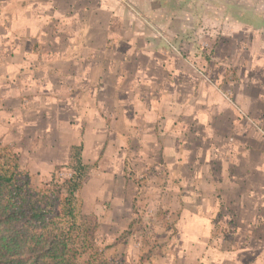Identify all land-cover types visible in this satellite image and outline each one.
Segmentation results:
<instances>
[{
  "label": "crops",
  "instance_id": "crops-1",
  "mask_svg": "<svg viewBox=\"0 0 264 264\" xmlns=\"http://www.w3.org/2000/svg\"><path fill=\"white\" fill-rule=\"evenodd\" d=\"M120 9L0 0V142L38 182L55 167L69 178L81 145V190L96 184L85 197L98 216L114 201L113 225L132 211L136 178L173 222L149 264H264V12L207 50L198 31L158 36Z\"/></svg>",
  "mask_w": 264,
  "mask_h": 264
},
{
  "label": "trees",
  "instance_id": "trees-1",
  "mask_svg": "<svg viewBox=\"0 0 264 264\" xmlns=\"http://www.w3.org/2000/svg\"><path fill=\"white\" fill-rule=\"evenodd\" d=\"M81 150L70 149L69 178L55 167L48 181L34 184L19 152L0 142V264H124L95 244L99 221L79 195L88 176Z\"/></svg>",
  "mask_w": 264,
  "mask_h": 264
},
{
  "label": "rangeland",
  "instance_id": "rangeland-1",
  "mask_svg": "<svg viewBox=\"0 0 264 264\" xmlns=\"http://www.w3.org/2000/svg\"><path fill=\"white\" fill-rule=\"evenodd\" d=\"M120 3L121 16L137 17L132 27L135 25L140 30L161 36L166 33L173 35L180 29L183 32L181 28L183 26L187 34L198 31L197 44L207 50L211 48L216 34L219 36L229 29L228 24L233 23L236 18L246 16L247 19H251L264 12V0H120ZM188 15L193 19L181 21L176 18ZM167 39L170 44L176 42ZM60 171V177L63 179L68 177L67 170ZM125 171L126 174L129 173L128 170ZM31 179L34 184L42 182H38L32 175ZM133 182V195H130L129 200L133 208L132 211L122 213L125 215L120 225H113V215L106 213L107 210H111L114 201L100 200L101 214L97 215L99 228L95 244L104 256L121 258L124 264H149L145 258H150L155 251L162 252L159 247L173 234V222L169 215L153 214V211L147 208L148 200L144 188L139 190L141 183L136 178H133ZM89 188V193L85 188L79 193L84 202V211L87 213H91L95 200L93 201V198L88 200L85 196L95 192L96 184L90 185Z\"/></svg>",
  "mask_w": 264,
  "mask_h": 264
}]
</instances>
